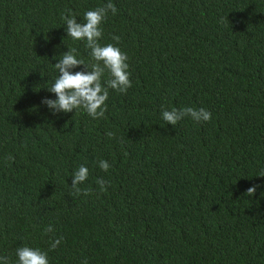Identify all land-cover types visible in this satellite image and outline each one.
I'll list each match as a JSON object with an SVG mask.
<instances>
[{
  "label": "trees",
  "instance_id": "16d2710c",
  "mask_svg": "<svg viewBox=\"0 0 264 264\" xmlns=\"http://www.w3.org/2000/svg\"><path fill=\"white\" fill-rule=\"evenodd\" d=\"M108 2L0 0V256L18 264L27 246L49 264H264V0H111L98 42L127 54L132 87L108 88L103 118L54 114L42 100L57 98L47 88L63 53L96 63L62 15L84 23ZM185 107L212 118H162ZM81 165L90 195L71 187Z\"/></svg>",
  "mask_w": 264,
  "mask_h": 264
},
{
  "label": "clouds",
  "instance_id": "9594fccd",
  "mask_svg": "<svg viewBox=\"0 0 264 264\" xmlns=\"http://www.w3.org/2000/svg\"><path fill=\"white\" fill-rule=\"evenodd\" d=\"M109 12L113 15L117 13V8L109 0V2L95 10L86 11L84 14V23H78L77 19L70 12L68 15H62V19L66 24L67 36H70L74 41H86V47L90 49V55L96 62L91 65L85 64V61L78 59L75 49H69L63 53L54 68L59 75L48 91L56 95V99L42 100L54 114L63 112L71 113L79 109H84L87 114L93 119L103 118L107 111L106 101L108 100V88L114 89L119 93L126 94L128 89L132 87L130 80L129 64L127 63L128 56L122 52L119 47L113 44L102 46L98 41L102 38V24L107 18ZM113 40L119 42V36H113ZM78 66H84V70L76 71L73 69ZM105 70L110 73L111 78L106 82L107 87L102 85V76ZM190 117L196 122L210 121L212 115L204 108L195 109L185 107L183 109L173 108L171 111H162V118L167 124L175 127L182 119ZM107 135L112 138L115 133L108 132ZM9 160L14 159L11 155ZM99 167L107 172L110 165L105 160L99 161ZM88 168L81 165L73 174L71 187L74 194L79 195L83 192L84 195H90V189H81L80 184L88 178ZM264 177V171L259 175ZM97 184L100 185V190L106 191V184L110 182L103 179H97ZM256 192V186L246 190V195L253 196ZM54 229L52 225L45 228V233H52ZM63 237L56 238L51 244V249H55L62 241ZM16 255L18 264H49L47 253L39 249H33L27 246L17 248ZM0 264H9L7 256H0ZM82 264H88L85 259Z\"/></svg>",
  "mask_w": 264,
  "mask_h": 264
}]
</instances>
